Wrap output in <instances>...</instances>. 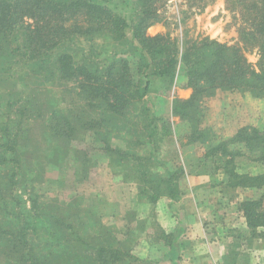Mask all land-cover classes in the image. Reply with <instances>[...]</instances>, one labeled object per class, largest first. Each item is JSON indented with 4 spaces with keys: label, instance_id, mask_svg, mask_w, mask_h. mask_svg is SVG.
Wrapping results in <instances>:
<instances>
[{
    "label": "rangeland",
    "instance_id": "rangeland-1",
    "mask_svg": "<svg viewBox=\"0 0 264 264\" xmlns=\"http://www.w3.org/2000/svg\"><path fill=\"white\" fill-rule=\"evenodd\" d=\"M99 1L118 14L126 13L131 22L137 17L134 2L125 10L121 0ZM158 6L160 20L147 30L151 36L168 34L180 43L209 37L243 46L241 32L248 28V16L239 0H162ZM98 36L103 51L95 53L104 65L115 59L113 51L122 45L108 34ZM72 50L80 62L82 55ZM245 54L259 70L258 48L248 46ZM121 57L130 61L133 79H142L140 58L134 54ZM56 58L52 53L53 61ZM13 65L14 87L22 97L18 101L17 95L12 96L18 101L15 109L5 112L0 107V124L7 123L8 132L17 136L22 171L20 187L13 193L12 163L0 166V264H26L24 254L35 262L49 260L48 264H74V259L96 264V246L92 245L117 248L115 264H147V234L154 243L163 232L155 216L147 220V201L154 192L159 197L171 192L165 168L151 158L149 144L139 137L147 128L138 126L137 117L124 119L128 127L123 129L118 127L123 120L107 116L102 121L99 114L93 115L88 109L91 97L78 85L82 79H64L56 66L46 75L42 68L28 63ZM33 72H38L36 77ZM29 79L36 85H28ZM158 81L146 98L150 99L151 111L170 120L175 131L174 140L161 144L158 158L171 169L182 166L185 173H201L209 179L196 187L192 178L181 174L173 188L177 194L185 192L183 206L192 207L186 192L198 194L203 199L201 210L208 217L205 229L209 238L229 235V230V246L223 255L229 263L238 257L239 264H264V228L253 235L241 210L242 199L259 198L264 189L231 185L233 172L238 170L252 175L264 173V96L255 98L251 86L210 89L201 95L191 117L181 118L173 113V104L176 98L188 99L193 93L185 86L186 76L177 72L170 88ZM2 82L3 94L12 90L9 79ZM251 83L252 78L245 81ZM253 126L258 130L251 129ZM244 127L248 129L240 134V141L220 145L224 140H235L237 131ZM218 144L222 146L219 149L215 148ZM209 186L218 188L214 197L208 193ZM33 201L38 202L36 209ZM96 218L101 224L93 225ZM22 227L26 240L21 238ZM88 234L91 247L85 241ZM148 250L163 254L157 246Z\"/></svg>",
    "mask_w": 264,
    "mask_h": 264
},
{
    "label": "trees",
    "instance_id": "trees-1",
    "mask_svg": "<svg viewBox=\"0 0 264 264\" xmlns=\"http://www.w3.org/2000/svg\"><path fill=\"white\" fill-rule=\"evenodd\" d=\"M161 1L121 0L120 3L126 5L125 10L131 7L132 2L137 5V17L131 22L127 19L126 13L118 14L108 4L99 0H0V83L9 79L12 84V90L6 94L2 93L0 87V107H4L5 112L8 108L15 109L22 97L14 87L16 79L10 72L13 63L23 62L38 70L42 68L46 75H51L56 66L62 78L82 79L78 85L91 97L89 100L91 106L88 109L93 111V115L99 114L102 121L107 116L115 120L118 118L117 121L123 120L121 124L119 123V128L128 127L124 119L137 117L138 126L143 127L144 130L147 128V132L139 137L144 138L149 144L151 158L159 160V164L165 168L168 175L167 183L171 186V195L175 197L176 189L173 186L185 172L181 165L179 170L171 169L168 163L158 158L156 154L162 143L171 138L174 140L175 131L170 120H165L151 111L148 103L150 99L146 97L154 87L153 78L157 77L170 88L175 82L177 72L182 71L186 76L185 86L192 88L193 93L188 99L176 98L173 104V113L181 118L191 117L201 95L210 89L235 90L240 86H251L253 96L262 98L264 96V0H239L244 15L248 16L246 17L248 28L241 32L243 46L230 45L209 37L183 40L180 43L178 39L168 34L149 35L148 28L160 20L158 3ZM26 19H31L33 22L26 24ZM20 24L25 25L20 26ZM103 34L110 35L122 45V49L116 48L113 51L115 59L104 65L95 53V50L103 51L100 50L101 44L97 41L98 35ZM251 45L258 48L260 53L259 70L252 67L245 54L246 48ZM74 48L82 55L80 62L74 56L72 50ZM52 53L57 54L56 61H53ZM124 54H134L140 58L139 72L142 79H133L130 61L121 57ZM37 73L33 72L34 75ZM249 78H252V83L245 84ZM34 80L29 79L28 85L33 83L35 86ZM14 95L18 98L16 102L12 100ZM6 126L7 123L0 124V166L12 163L10 185L14 193L20 187L22 166L17 148V136L12 137L8 132L9 127ZM253 127L251 129L258 130L256 126ZM246 129L248 127L240 128L234 136L235 140H224L220 145L232 144L237 139L240 141V134ZM220 145H216L215 148L219 149L222 147ZM230 161L227 160L229 166H231ZM238 171L233 172L232 186L264 189V173L252 175ZM158 199L159 194L154 192L150 198L151 202H156ZM33 204L36 209L38 202L33 201ZM241 210L252 234L262 233L260 228H264V195L242 200ZM100 222L97 218L92 221L93 225H99ZM25 233L22 227L21 238L25 239ZM184 233L185 230H182L162 233L160 236L168 246L164 258L171 261V264H182L184 253L181 252L182 249L179 250L178 241ZM89 235L84 237L87 246L91 247L87 242ZM92 246H96L93 251L98 264L118 262L115 256L117 248L114 246ZM23 257L27 259L26 264L49 262V260H46L48 262L29 260L27 254ZM235 259L234 263H229V258L225 255L221 264H239L236 262L238 257ZM73 263L83 264L79 259H74Z\"/></svg>",
    "mask_w": 264,
    "mask_h": 264
},
{
    "label": "crops",
    "instance_id": "crops-1",
    "mask_svg": "<svg viewBox=\"0 0 264 264\" xmlns=\"http://www.w3.org/2000/svg\"><path fill=\"white\" fill-rule=\"evenodd\" d=\"M156 78H153V86L159 83L158 78ZM151 93H153V91H151ZM185 174L192 178L196 187H201L203 185H200V183L209 181L208 176L201 173L199 176L191 174L190 171ZM208 189V193L214 197L218 188L209 186ZM190 192L191 194L189 192H186V194L191 196V208L183 206V203H185V192L180 194L176 193L175 197L171 195V192L170 194L160 196L156 201V205V202H151V200L147 201V220H149L148 218L150 215L153 217L155 216L158 220L156 224L164 234L185 230V233L178 241L179 250L182 249L181 252L184 253V255H182V264H219L222 262L223 255L228 249L230 241L229 235L231 233L228 230L229 235L224 234L221 238L219 237L217 239L213 237V239L209 238L210 235L207 234V228L205 229V223L208 217L205 215L204 210H201L203 199H200L198 194H194L192 191ZM226 198L227 197H224L223 200ZM229 201L230 200H228V205H230ZM180 202L182 203V208L178 205ZM162 203L163 206H159V204ZM173 207L176 208L173 210ZM147 230H150L149 226ZM152 238L150 234H147V264H171V261L164 258L165 253L168 251V246L164 243L163 238L160 237L159 239H155L154 243L151 242ZM155 246H157L159 252L163 250V254L156 255L148 250V247L153 248Z\"/></svg>",
    "mask_w": 264,
    "mask_h": 264
}]
</instances>
